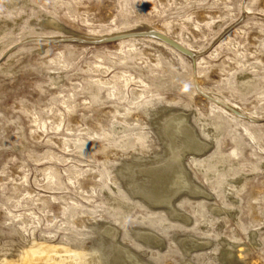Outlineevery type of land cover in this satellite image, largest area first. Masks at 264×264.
<instances>
[{
    "label": "rangeland",
    "instance_id": "1",
    "mask_svg": "<svg viewBox=\"0 0 264 264\" xmlns=\"http://www.w3.org/2000/svg\"><path fill=\"white\" fill-rule=\"evenodd\" d=\"M169 114L211 144L176 218L130 185ZM114 229L145 264H264V0H0V264H108Z\"/></svg>",
    "mask_w": 264,
    "mask_h": 264
},
{
    "label": "bare ground",
    "instance_id": "2",
    "mask_svg": "<svg viewBox=\"0 0 264 264\" xmlns=\"http://www.w3.org/2000/svg\"><path fill=\"white\" fill-rule=\"evenodd\" d=\"M164 42L172 45L165 40ZM172 46L179 49L174 45ZM171 115H163V117H161L157 123V130L163 140L164 148L167 154L165 161L162 164L157 165L155 168L144 172H140L137 169H134L132 179L130 178V185L131 194L133 196H137L138 194L139 196L147 200L151 206L165 207V209H168L170 216L176 218V210L172 207V203L176 198H178L181 193H184L185 190L168 192V187L170 186L169 184L172 183L177 187L183 185L185 179L190 180V176H188L184 169V159L186 155H188V153L191 151L190 146H192L193 149L198 150V152L196 151V154L198 155L202 154V152H205L211 144L201 141V139H199V135L195 132V130H190V127L192 125L189 127V119L187 116L181 115L173 121H170ZM181 121H183V125ZM197 139H199L200 141L198 142ZM191 154L194 155L195 153ZM153 165H155V163ZM187 191L191 192V195H199V191H195L194 189ZM213 210L221 214V211H223L224 209L222 210L220 208H214ZM150 234L151 233H149V235H145L142 232H139L137 235L147 243H161L158 238L151 236L152 234ZM117 238L118 231L116 229H114L112 232L107 233L109 248L111 249L109 259H106V261L108 260V264H145L138 261L133 255H131V252L127 248L121 246L119 241H117ZM203 243H201V245ZM186 253H189V251H186ZM96 258L98 257L95 255H89V264H97ZM84 260H86L85 257ZM223 261L224 264H236L234 253L231 250H228ZM183 264L194 263L185 260Z\"/></svg>",
    "mask_w": 264,
    "mask_h": 264
},
{
    "label": "water",
    "instance_id": "3",
    "mask_svg": "<svg viewBox=\"0 0 264 264\" xmlns=\"http://www.w3.org/2000/svg\"><path fill=\"white\" fill-rule=\"evenodd\" d=\"M162 38L165 39L167 42L171 43L172 45L178 47L179 49L187 52L186 49H184L182 46H180L179 44H177L174 40H172V39H170V38H168L166 36H162Z\"/></svg>",
    "mask_w": 264,
    "mask_h": 264
}]
</instances>
